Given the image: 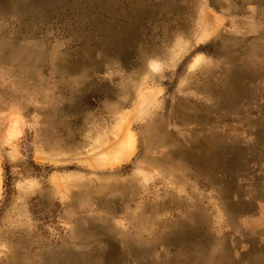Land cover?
<instances>
[{
    "label": "rangeland",
    "instance_id": "rangeland-1",
    "mask_svg": "<svg viewBox=\"0 0 264 264\" xmlns=\"http://www.w3.org/2000/svg\"><path fill=\"white\" fill-rule=\"evenodd\" d=\"M0 178V264H264V0H0Z\"/></svg>",
    "mask_w": 264,
    "mask_h": 264
},
{
    "label": "bare ground",
    "instance_id": "bare-ground-1",
    "mask_svg": "<svg viewBox=\"0 0 264 264\" xmlns=\"http://www.w3.org/2000/svg\"><path fill=\"white\" fill-rule=\"evenodd\" d=\"M209 18H211V17H209ZM213 19H215V18H213ZM213 21H214V20H212V22H213ZM212 22H211V23H212ZM208 23H210V22H208ZM211 23H210V25H211ZM216 25H217V24H216ZM216 25H214V27H215ZM215 28H216V27H215ZM215 28H214V29H215ZM206 29H207V28H206ZM208 29H209V27H208ZM214 29H213V30H214ZM206 31H207V30H206ZM207 32H208V31H207ZM211 32H212V31H211ZM122 149H123V148H122ZM119 150H120V149H119ZM120 153H121V152H120ZM122 154H123V153H122ZM162 170H163V169H162ZM0 185H1V178H0ZM145 186H146V185H145ZM181 191H182V190H181ZM166 194H167V193H166ZM129 195H130V194H129ZM141 195H142V194H141ZM126 197H127V196H126ZM128 197H129V196H128ZM93 201H94V200H93ZM187 202H188V201H187ZM153 204H154V203H153ZM174 212H175V211H174ZM161 214H162V213H161ZM169 214H170V213H169ZM170 215H171V214H170ZM139 218H141V217H139ZM139 218H138V219H139ZM182 258H183V259H182ZM182 258H181L180 262H173V263H175V264H193V263H192L193 260L190 259V257H186V256H185V257H182ZM70 264H71V263H70ZM152 264H153V263H152ZM154 264H155V263H154ZM204 264H206V262H205Z\"/></svg>",
    "mask_w": 264,
    "mask_h": 264
}]
</instances>
